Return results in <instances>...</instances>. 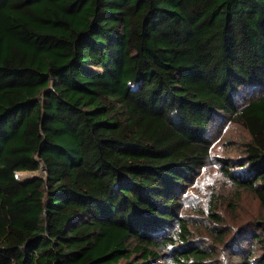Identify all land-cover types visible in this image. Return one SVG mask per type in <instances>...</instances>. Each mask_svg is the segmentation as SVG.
<instances>
[{
	"label": "trees",
	"instance_id": "16d2710c",
	"mask_svg": "<svg viewBox=\"0 0 264 264\" xmlns=\"http://www.w3.org/2000/svg\"><path fill=\"white\" fill-rule=\"evenodd\" d=\"M218 116L264 208V0H0V264H226L179 214ZM214 208L228 264H264V218Z\"/></svg>",
	"mask_w": 264,
	"mask_h": 264
},
{
	"label": "rangeland",
	"instance_id": "374dc122",
	"mask_svg": "<svg viewBox=\"0 0 264 264\" xmlns=\"http://www.w3.org/2000/svg\"><path fill=\"white\" fill-rule=\"evenodd\" d=\"M246 92L247 90H243ZM244 127L221 116L216 118L210 130L212 138V155L209 163L194 177L187 191L181 196L179 214L186 218L195 238L203 237L207 242L219 246V256L228 264L223 243H219L218 234H214V224L208 222L211 205L214 198V210L223 218V224L237 227L240 221L264 218V208L259 200L246 189L238 188L228 177L222 173L221 160L229 162L241 158L244 144L249 135ZM44 164L36 171H16L15 175L20 181H28L35 177L47 178ZM237 168L233 167L232 171ZM210 229V230H209ZM229 234L225 236L227 239ZM224 238V239H225ZM193 240V239H192ZM217 241V242H215Z\"/></svg>",
	"mask_w": 264,
	"mask_h": 264
},
{
	"label": "water",
	"instance_id": "95a60500",
	"mask_svg": "<svg viewBox=\"0 0 264 264\" xmlns=\"http://www.w3.org/2000/svg\"><path fill=\"white\" fill-rule=\"evenodd\" d=\"M43 169L46 170V166L45 165H44ZM46 172H47V170H46Z\"/></svg>",
	"mask_w": 264,
	"mask_h": 264
}]
</instances>
